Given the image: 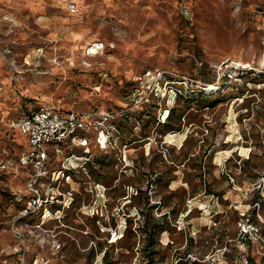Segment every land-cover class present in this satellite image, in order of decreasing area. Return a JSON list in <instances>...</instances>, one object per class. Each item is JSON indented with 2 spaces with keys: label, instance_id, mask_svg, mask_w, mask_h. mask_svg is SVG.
I'll list each match as a JSON object with an SVG mask.
<instances>
[{
  "label": "rangeland",
  "instance_id": "374dc122",
  "mask_svg": "<svg viewBox=\"0 0 264 264\" xmlns=\"http://www.w3.org/2000/svg\"><path fill=\"white\" fill-rule=\"evenodd\" d=\"M41 105L92 118L0 169V264H264V0H0V157Z\"/></svg>",
  "mask_w": 264,
  "mask_h": 264
},
{
  "label": "built area",
  "instance_id": "2783aa9c",
  "mask_svg": "<svg viewBox=\"0 0 264 264\" xmlns=\"http://www.w3.org/2000/svg\"><path fill=\"white\" fill-rule=\"evenodd\" d=\"M72 9L76 10L75 4ZM96 45L97 49L103 47V43ZM91 118V113L64 112L56 106L41 105L27 115L11 119L9 125L26 137L29 149L19 156L0 157V169L19 172L29 169L25 178L27 187L33 195V201H40L42 196L39 185L51 178L49 162L52 155L65 148L72 150V141L81 132L88 130Z\"/></svg>",
  "mask_w": 264,
  "mask_h": 264
},
{
  "label": "trees",
  "instance_id": "16d2710c",
  "mask_svg": "<svg viewBox=\"0 0 264 264\" xmlns=\"http://www.w3.org/2000/svg\"><path fill=\"white\" fill-rule=\"evenodd\" d=\"M32 110H33V109H32ZM30 111H31V110H30ZM30 111H29V112H30ZM29 112H28V113H29ZM28 113H25L24 115H27ZM171 113H172V112H171ZM24 115H23V116H24ZM170 116H171V114H170ZM166 125H168V124L166 123ZM171 129H173V128H171ZM24 137H25V136H24ZM25 139H26V137H25ZM26 140H27V139H26ZM23 153H24V152H23ZM21 154H22V153H21ZM88 166H89V163H88ZM70 171H71V170H68V171H67V172H68V176H71V172H70ZM29 214L33 215L34 212L29 211ZM25 218L27 219V216H26V217H23V218L21 217V218H20V221H22V220L25 221ZM29 221H30V223H32L33 219H31V220H29ZM163 230H164L163 228L159 229V231H161V232H162Z\"/></svg>",
  "mask_w": 264,
  "mask_h": 264
},
{
  "label": "bare ground",
  "instance_id": "6f19581e",
  "mask_svg": "<svg viewBox=\"0 0 264 264\" xmlns=\"http://www.w3.org/2000/svg\"><path fill=\"white\" fill-rule=\"evenodd\" d=\"M93 52H97V51H93Z\"/></svg>",
  "mask_w": 264,
  "mask_h": 264
}]
</instances>
